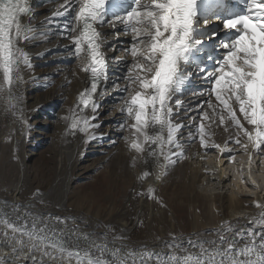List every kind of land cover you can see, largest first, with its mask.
Instances as JSON below:
<instances>
[{"label": "snow or ice", "instance_id": "6c2138e0", "mask_svg": "<svg viewBox=\"0 0 264 264\" xmlns=\"http://www.w3.org/2000/svg\"><path fill=\"white\" fill-rule=\"evenodd\" d=\"M218 7L219 0H63L41 24L50 28L67 17L62 26L57 25L59 35L69 40L79 70L88 75V87L78 92L76 103L60 117L66 125L64 133L81 134L85 144L102 138L95 134L99 127L95 123L99 109L96 96L108 83L109 63L103 49L110 41L101 29L107 24L117 32V39L122 29L130 41L114 62H124V57L130 56L131 63L126 74L118 78L124 85L113 81L115 91L127 93L119 107L124 116L119 127L129 133L124 140L134 153L133 167L137 162L153 163L161 170L160 175L166 174L175 163L174 157L184 156L180 133L185 125L174 119L182 101L175 99L173 104V100L194 74L188 66L195 62L205 43L202 37L210 23L207 17L215 15L225 30L218 48L223 55L215 59L212 71L204 66L195 73L208 82L209 99L207 110H199L200 122L196 123V117L190 121L195 135L189 132L188 136L198 138L202 148L207 147L212 125L216 124L226 132L234 130L224 146L211 144L221 154L229 142L246 151L249 146L254 150L264 146V0H242V9L226 18L213 11ZM25 16L28 23L23 22ZM33 16L30 0H0V101L5 112L26 127L28 121L20 107L22 95L18 90L23 83L21 69L31 68V63L20 45L37 35L51 34L38 32L31 24ZM201 19L204 28L200 27ZM216 35L213 31L212 37ZM150 175L144 170L137 180ZM38 194L37 189L33 195ZM147 196L157 199L152 187H148ZM254 207L257 214L239 230L223 221L214 230V239H188L187 247L169 234L170 240L159 250L144 245L110 247L87 233L76 236L73 232L65 239L63 229L50 227L47 219L32 217L29 222L30 213L15 219L4 214L0 216V264H264V203L256 201ZM52 219L64 223L59 217ZM113 239L122 240L117 236Z\"/></svg>", "mask_w": 264, "mask_h": 264}, {"label": "bare ground", "instance_id": "6f19581e", "mask_svg": "<svg viewBox=\"0 0 264 264\" xmlns=\"http://www.w3.org/2000/svg\"><path fill=\"white\" fill-rule=\"evenodd\" d=\"M35 1L30 0V7L34 14L31 24L37 28L38 32L50 31L51 34L47 37L37 35L35 39L20 45L28 53L31 63V68L22 67L21 69L23 83L20 84L18 90L22 95L20 107L24 110L25 119L28 115L41 113L39 105L27 110L25 92L30 88H38L41 80L39 73L45 70L44 67H39L47 62L61 61L66 68L61 87L54 90L56 95L60 91L66 99L67 105L63 115L76 103L78 92L88 87V75L79 70V61L73 57L72 48L68 47L69 40L59 35L57 25L62 26L67 17L55 21L50 28L41 24L59 4L63 3V0H40L39 5L41 6L32 8ZM108 18L111 19V17ZM23 22L28 23L29 18L25 16ZM200 27L204 28V25L200 24ZM101 31L108 41L116 39L111 49L115 44L123 49L130 41V37L126 36L122 29L118 33L119 39L116 38L117 32L112 31L107 24L102 27ZM210 34L211 32L206 29V35L202 37L205 43L197 56L200 62L188 66L194 74L186 82L181 93L173 100V104H175V99L182 101L179 114L174 119L176 122H188V127L193 117H196V123L200 122L199 110H207L204 108L203 100L205 96L207 98L209 84L195 73L204 66H207L208 71H212L211 65L214 61H210L208 57L214 55L217 58L223 55L218 51L221 46L217 42L210 43L218 35L212 37ZM107 45L103 50L108 58V72L118 74L119 66L123 69L127 68L131 63V57H124L125 62L118 65L109 55L111 49ZM126 68L124 74H126ZM117 83L122 87L125 82L121 79ZM114 88L113 82L108 81L107 86L102 89L101 94L96 96V99L100 109H103L109 102L117 101L115 105H112L113 110H116L112 122L119 129V122L123 117L119 107L127 93L115 91ZM201 93L204 94L201 95ZM54 96L47 97V100L52 101ZM212 99L215 103V98L212 97ZM201 105H203L202 109ZM4 109L5 105L0 101V216L7 214L9 218L15 219L16 216L24 217L25 213H30L31 216L27 217L29 222L32 217L47 219L50 227L54 225L57 229H63L65 239L73 232L76 236L87 233L91 239L106 242L110 247L127 244L132 248H139L144 245L148 249L159 250L165 241L170 240L169 234L175 235L178 238L177 242H183V246L187 247L188 239L194 241L214 239L216 237L214 230L218 229L223 221H229L239 230L248 224V218L257 214L258 209L254 207V202L264 203V197L261 198L258 194L248 198L230 188L226 183L225 169L217 166L226 157L236 154L243 148L241 145L229 142L224 153L221 154L219 149L211 146L212 143L224 146L229 135L234 134L233 129L226 132L223 127L213 124V135L209 146L202 148L198 138H189V132L195 135V128L189 127L187 137H180L184 148L183 158L174 157L175 163L166 169L164 175H160L161 170L153 163L145 165L137 162L133 167L131 157L134 153L128 148L118 147L117 132L100 134L98 129L95 130L97 137H102L101 139L107 141L103 149L95 148L100 146L95 144L98 138L85 144L83 136L79 133L76 136L68 135L67 138L60 135L54 169L51 175L47 176V173L41 169H38V172H32L26 164L27 159L23 150L26 132L29 133L35 123L33 125L28 123L26 127L17 122ZM89 115H91L90 112ZM184 117L189 118L185 120ZM57 120L59 121L58 114L54 121ZM54 121H50V124ZM95 123L99 124V120ZM243 150L246 151L244 148ZM210 151L215 153L213 163L204 159V155ZM252 151L254 149L249 146L246 152ZM259 151L256 150V152ZM96 152L105 153L102 157L104 159L110 157L105 163L98 164L105 169L104 175H100L101 180L112 183L114 187H117V183L122 185L121 190L114 189L111 193L109 192L104 201L105 205L101 204L99 207L93 204V198L97 196V193L89 192V190L83 191L84 188L80 191L70 189L71 182L75 178L79 176L85 178V170L89 167L83 166V163L89 161L91 155ZM261 164H263L262 161ZM78 169L83 172L76 175ZM144 170H149L151 175L143 181L137 180V176ZM157 176L159 179L156 178ZM262 182L264 183V179ZM148 187L154 189L157 199L147 196ZM37 189L39 194L33 195ZM183 191H186V194L182 196L183 201L190 203L195 210L192 229L185 234L179 232L176 214L173 210L176 207L177 197ZM117 192H120L121 198L116 195ZM139 192H144L145 195H137ZM198 202L204 206L201 207ZM55 217L61 218L64 223L57 224L52 219ZM259 230L258 226L257 231ZM76 236H72V239L75 240ZM114 236L121 237L122 240H114ZM80 243L83 244L84 241L81 240Z\"/></svg>", "mask_w": 264, "mask_h": 264}, {"label": "rangeland", "instance_id": "374dc122", "mask_svg": "<svg viewBox=\"0 0 264 264\" xmlns=\"http://www.w3.org/2000/svg\"><path fill=\"white\" fill-rule=\"evenodd\" d=\"M40 2V0L33 2L32 8L41 6L39 5ZM114 40L116 39H113L110 43H108V48L114 44ZM113 48H115V51L110 48L111 50L109 55H111L114 62L116 57L122 56L123 49L116 46V44L113 45ZM117 64L120 65V63ZM43 67L45 70L39 73L41 80L38 83V88H30V90L25 92L27 97L25 101L27 110L35 107V105H39V112L41 113H35L33 116H27L28 123L30 125L35 123V126H33L32 129L30 128V134L26 132L27 136L25 137L23 150L27 159L26 164L32 172H38V169H41V171L47 173V176H50L53 172L56 161L55 153L57 152V147L59 146L57 145L59 137L60 135L65 136L66 138L68 137V135L64 133L66 126L65 122L60 119V117L64 114L67 102L64 95L60 93V91H58L57 95L54 93L55 89L61 87V81L65 78L66 68L61 61L56 60L49 61L39 68ZM119 67L120 70L118 74L108 72V81H121V79L118 78L122 77L126 67L124 69L121 68V66ZM50 96H54L52 101L47 100V97ZM206 99H209L208 95L207 98L205 96L203 100V104H206H204L205 109H207ZM116 102L117 101L109 102L103 109H100L99 107L97 113L99 127L97 129L100 134H104L105 132H117L118 135H116V139H118V147L127 148L124 137L129 135V133L127 130L121 131L120 128L117 129V126H114V123L112 122V117L116 114V110H113L114 107L112 105H115ZM57 114L59 116V121L57 120L58 123L57 121H54ZM188 118L189 117H184L185 120ZM123 119L124 116L121 121H123ZM50 121H54L55 124H50ZM182 123L185 127L181 130L180 137L186 138V134L190 128L187 126L188 122L184 121ZM106 143L107 141L105 139L98 138L95 144L100 146H96L95 148L103 149L106 147ZM114 146H116V144ZM259 150V152L254 150L247 153L242 148V150H239L236 154L226 157L225 160L217 164L218 167L225 169V178L228 186L238 191V193H241V195L245 197L248 196V198L254 197L257 194L260 195L261 198L264 197V183L262 182L264 179V146H262ZM214 154L215 153L213 151L207 152L204 155V159H206L207 162L213 163L215 162ZM104 155L105 153L102 152H96L91 155L90 160L83 163V166L89 167L88 170H85V178H82L81 176L75 178V180L71 182L70 186V189L74 191H80L84 188L83 191L89 190V192L93 191V193H97V196L93 198V204L95 207H99L101 204L105 205L104 201L107 199L109 192L111 193L114 189L117 191L122 189L121 184L117 183V187H114L112 183L110 184L107 183V181L101 180L102 178L100 175H104L105 169L98 164L105 163L110 159V157H106L105 159L102 158ZM261 161L263 164H261ZM95 165L98 166L94 167ZM82 172L83 171L81 169H78L76 171V175ZM253 180L255 181V184L252 183ZM120 192H117L116 194L119 198H121ZM183 192L177 197L178 202L176 199V207H174L173 210L176 214L179 232L185 234L190 232L192 229L195 210L190 203L183 201L182 196L186 194V191ZM198 203L201 207L204 206L201 202Z\"/></svg>", "mask_w": 264, "mask_h": 264}]
</instances>
